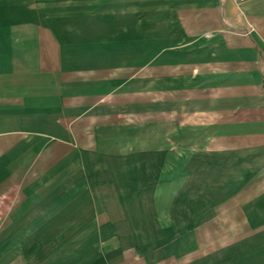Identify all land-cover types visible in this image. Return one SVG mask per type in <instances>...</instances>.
<instances>
[{"label": "crops", "instance_id": "0c3cea01", "mask_svg": "<svg viewBox=\"0 0 264 264\" xmlns=\"http://www.w3.org/2000/svg\"><path fill=\"white\" fill-rule=\"evenodd\" d=\"M0 264H264V0H0Z\"/></svg>", "mask_w": 264, "mask_h": 264}, {"label": "rangeland", "instance_id": "374dc122", "mask_svg": "<svg viewBox=\"0 0 264 264\" xmlns=\"http://www.w3.org/2000/svg\"><path fill=\"white\" fill-rule=\"evenodd\" d=\"M151 73V72H150ZM122 99V98H121ZM138 115H140V114H138ZM168 115V114H167ZM168 117H171V112H170V114H169V116Z\"/></svg>", "mask_w": 264, "mask_h": 264}, {"label": "built area", "instance_id": "2783aa9c", "mask_svg": "<svg viewBox=\"0 0 264 264\" xmlns=\"http://www.w3.org/2000/svg\"><path fill=\"white\" fill-rule=\"evenodd\" d=\"M239 1H242V0H239Z\"/></svg>", "mask_w": 264, "mask_h": 264}]
</instances>
